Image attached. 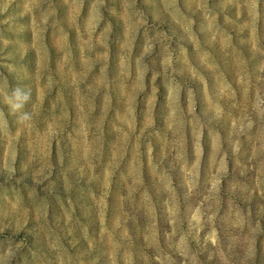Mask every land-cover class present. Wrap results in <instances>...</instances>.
<instances>
[{
	"label": "rangeland",
	"instance_id": "obj_1",
	"mask_svg": "<svg viewBox=\"0 0 264 264\" xmlns=\"http://www.w3.org/2000/svg\"><path fill=\"white\" fill-rule=\"evenodd\" d=\"M0 112V264H264V0H0Z\"/></svg>",
	"mask_w": 264,
	"mask_h": 264
},
{
	"label": "clouds",
	"instance_id": "obj_2",
	"mask_svg": "<svg viewBox=\"0 0 264 264\" xmlns=\"http://www.w3.org/2000/svg\"><path fill=\"white\" fill-rule=\"evenodd\" d=\"M5 44H7V41H5ZM4 98H5V102L11 105V108L13 109V111H16L17 109L22 107V98L20 95V88L14 89L11 96H9L7 93H4ZM29 98H30V93H27L24 95L23 101H26ZM13 101H16V102H13ZM2 119H3V113L0 112V120ZM29 119H30V115L28 113H25L19 117V121L21 123L28 121Z\"/></svg>",
	"mask_w": 264,
	"mask_h": 264
}]
</instances>
